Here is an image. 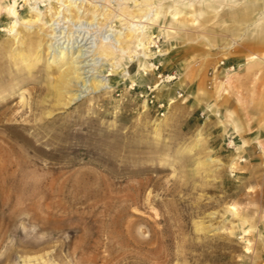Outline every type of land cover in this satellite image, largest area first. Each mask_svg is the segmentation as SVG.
Returning <instances> with one entry per match:
<instances>
[{"label": "rangeland", "instance_id": "rangeland-1", "mask_svg": "<svg viewBox=\"0 0 264 264\" xmlns=\"http://www.w3.org/2000/svg\"><path fill=\"white\" fill-rule=\"evenodd\" d=\"M131 1L109 0L116 31ZM153 3V58L103 62L106 87L62 106L45 51L16 74L0 0V264H264V0Z\"/></svg>", "mask_w": 264, "mask_h": 264}, {"label": "bare ground", "instance_id": "bare-ground-1", "mask_svg": "<svg viewBox=\"0 0 264 264\" xmlns=\"http://www.w3.org/2000/svg\"><path fill=\"white\" fill-rule=\"evenodd\" d=\"M17 1L13 0V4L5 9L11 19V24L7 29V37L12 40L11 43L16 45L12 47L11 56L14 58L15 63L19 61V64H21V68L17 69L16 74L31 73L40 63L45 51L48 56L45 66L46 74L50 77L55 76L57 79L56 84L50 86L51 90L55 96L65 94L63 98L67 100V102L61 103L62 106L79 101L83 94L96 93L106 87L105 78L112 74L99 75L101 73L99 71L100 67L105 65L103 62L112 60L108 65L112 68L111 72L115 73L119 70L116 62H113L115 58L124 57L131 63L137 60L138 57L143 60L153 58V54L148 50L149 40L153 37L147 35L145 30L153 26L162 13L161 9L153 3V0H132L136 12H129L121 8L120 13L116 16L119 17L118 21H120V26L123 27V32L121 30L116 31L114 29L116 26L111 25L112 22H109L115 17V12L108 9L110 8L109 0H101V3L94 0H79L80 3L78 4H76L77 0H57L56 4L59 7L55 11L50 8L48 10L50 12L49 16H47L48 13L44 15L40 3L36 0H34L32 6H29L31 5L28 3L30 0H22L30 9L29 15L25 17L21 15L20 17L19 13L17 14ZM83 2L91 8H95V11L84 10V7L80 8ZM81 9L83 10L80 11ZM175 16L176 13L173 17ZM99 20L104 22H99ZM72 24L78 25V29H72ZM20 29L25 33L24 39H21ZM35 29L37 31L33 32ZM108 32L114 34L112 40H107L105 34ZM34 34L36 35L34 36ZM156 42L153 41L154 46H156ZM123 43H133L136 48L143 51L142 54L132 52L129 45L124 48L121 46ZM154 66L152 70H156L157 65L154 64ZM140 67L145 70L143 64ZM171 79L173 77H166V81ZM153 89H156V85ZM68 92H70L69 95L66 94ZM200 135V133H197V141H200ZM231 143L236 144L234 141ZM237 149L239 147H236ZM205 161L209 164H220L215 159L209 158ZM229 210L237 216L238 212L235 206H230ZM244 224L245 220L242 219V225Z\"/></svg>", "mask_w": 264, "mask_h": 264}, {"label": "built area", "instance_id": "built-area-1", "mask_svg": "<svg viewBox=\"0 0 264 264\" xmlns=\"http://www.w3.org/2000/svg\"><path fill=\"white\" fill-rule=\"evenodd\" d=\"M156 70H158V65L156 66ZM234 70H235V65L227 64L225 59L218 60L215 66L212 69H210L206 74V88L209 90H213L216 86V83H218L219 81V76L226 75L227 73L232 72ZM153 88L154 87L148 86V88L146 89L147 91H145L146 97L152 95V93L155 90ZM228 145L229 143L227 144V146Z\"/></svg>", "mask_w": 264, "mask_h": 264}]
</instances>
